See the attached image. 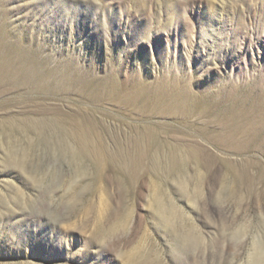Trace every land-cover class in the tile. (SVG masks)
Returning <instances> with one entry per match:
<instances>
[{"label":"rangeland","instance_id":"rangeland-1","mask_svg":"<svg viewBox=\"0 0 264 264\" xmlns=\"http://www.w3.org/2000/svg\"><path fill=\"white\" fill-rule=\"evenodd\" d=\"M0 264H264V0H0Z\"/></svg>","mask_w":264,"mask_h":264}]
</instances>
